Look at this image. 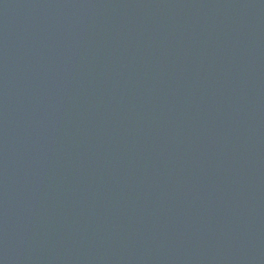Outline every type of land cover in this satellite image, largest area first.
Segmentation results:
<instances>
[{
    "label": "water",
    "instance_id": "obj_1",
    "mask_svg": "<svg viewBox=\"0 0 264 264\" xmlns=\"http://www.w3.org/2000/svg\"><path fill=\"white\" fill-rule=\"evenodd\" d=\"M0 264H264V0H0Z\"/></svg>",
    "mask_w": 264,
    "mask_h": 264
}]
</instances>
